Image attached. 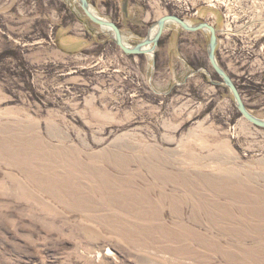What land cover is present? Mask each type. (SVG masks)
Here are the masks:
<instances>
[{"label": "rangeland", "instance_id": "374dc122", "mask_svg": "<svg viewBox=\"0 0 264 264\" xmlns=\"http://www.w3.org/2000/svg\"><path fill=\"white\" fill-rule=\"evenodd\" d=\"M91 1L128 46L208 1L216 58L264 119V0H130L127 19ZM208 41L171 23L125 56L76 0H0V264H264V130Z\"/></svg>", "mask_w": 264, "mask_h": 264}, {"label": "water", "instance_id": "95a60500", "mask_svg": "<svg viewBox=\"0 0 264 264\" xmlns=\"http://www.w3.org/2000/svg\"><path fill=\"white\" fill-rule=\"evenodd\" d=\"M80 7L83 15L88 19L89 22L98 26L99 28L106 30L110 33L114 45L122 52L125 56H141L151 54L154 56L158 49L159 41L164 34L165 28L168 24H175L182 30L189 33H196L200 31L209 32V41L207 44V59L213 70V72L219 77L220 83L227 88L231 94L234 106L239 113L240 117L244 119L250 125L264 130V119L257 118L245 106L239 89L234 84L230 76L224 71V69L218 64L216 59V48H217V36L215 28L206 22L196 24L194 26L186 24L180 18L174 15H165L161 17L151 29H149L146 37L134 46H128L125 44L120 28L116 23L110 20H105L96 15L92 10L89 0H76ZM127 2H123V7L126 8ZM154 30L153 34L151 32ZM154 64V61H152Z\"/></svg>", "mask_w": 264, "mask_h": 264}, {"label": "flooded vegetation", "instance_id": "af4514ba", "mask_svg": "<svg viewBox=\"0 0 264 264\" xmlns=\"http://www.w3.org/2000/svg\"><path fill=\"white\" fill-rule=\"evenodd\" d=\"M93 1V0H92ZM91 1V2H92ZM101 2H103L104 0H100ZM108 1V0H107ZM124 1H126L127 2V4L126 5H128V3H130V0H123V2ZM94 2V1H93ZM174 7H177V6H174ZM122 11V14H123V17H124V19H127L128 18V14H127V9L126 8H124V7H122V9H121ZM210 11H211V6H210V4H209V2L207 1L206 3H204V6H203V13L204 12H207V13H204L203 14V16L205 17L204 18V21L203 22H206V23H208L209 25H211V26H213V24L210 22ZM175 14V15H174ZM174 14H172V15H174V16H177L178 18H180L182 21H184L186 24H188V25H191V26H194V25H196V24H199L200 22V20L199 21H196V20H198L199 19V17H200V6L198 7V8H187V9H182V11L181 12H179L178 10H174ZM114 23H117L116 21H114ZM117 25H118V27L120 28V31H121V26L122 25H119L118 23H117ZM175 25V24H174ZM176 27H177V29H179V31H180V33H189V32H186V31H184V30H182L179 26H177V25H175ZM214 27V26H213ZM145 28V27H144ZM215 28V27H214ZM142 32L143 31V29H141V30H139V28L137 29H134V28H131V35H132V38H140L141 36H139V35H141L139 32ZM215 31H216V29H215ZM146 32H147V30H146ZM200 32H204V33H206L208 36H209V32H207V31H200ZM197 33H199V32H196V33H190V34H197ZM148 34V33H147ZM146 33L143 35V38H145L146 37V35H147ZM145 36V37H144ZM216 36H217V32H216ZM218 40V39H217ZM227 54V53H226ZM207 56V55H206ZM217 59V58H216ZM208 60V59H207ZM218 61V64L224 69V71L227 73V69H226V67H227V62H230V59L229 58H227V56H226V60L225 61H221V62H223V63H225L226 64V67H224L223 65H222V63L219 61V60H217ZM209 63V62H208ZM209 66H210V64H209ZM210 68H211V66H210ZM212 69V68H211ZM213 71V70H212ZM214 73V72H213ZM228 74V73H227ZM214 75H215V77H217L218 79H219V77L214 73ZM229 75V74H228ZM230 76V75H229ZM230 78H231V76H230ZM232 79V78H231ZM219 81H220V79H219Z\"/></svg>", "mask_w": 264, "mask_h": 264}, {"label": "bare ground", "instance_id": "6f19581e", "mask_svg": "<svg viewBox=\"0 0 264 264\" xmlns=\"http://www.w3.org/2000/svg\"><path fill=\"white\" fill-rule=\"evenodd\" d=\"M151 34H153V32H151Z\"/></svg>", "mask_w": 264, "mask_h": 264}, {"label": "crops", "instance_id": "0c3cea01", "mask_svg": "<svg viewBox=\"0 0 264 264\" xmlns=\"http://www.w3.org/2000/svg\"><path fill=\"white\" fill-rule=\"evenodd\" d=\"M123 31H121V33H122Z\"/></svg>", "mask_w": 264, "mask_h": 264}]
</instances>
